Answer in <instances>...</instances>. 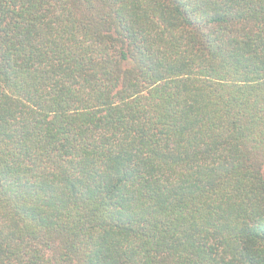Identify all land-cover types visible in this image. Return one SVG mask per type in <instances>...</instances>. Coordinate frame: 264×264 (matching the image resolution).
<instances>
[{"label":"trees","instance_id":"16d2710c","mask_svg":"<svg viewBox=\"0 0 264 264\" xmlns=\"http://www.w3.org/2000/svg\"><path fill=\"white\" fill-rule=\"evenodd\" d=\"M0 264H264V0H0Z\"/></svg>","mask_w":264,"mask_h":264}]
</instances>
